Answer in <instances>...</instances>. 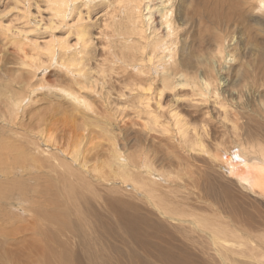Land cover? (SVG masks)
Listing matches in <instances>:
<instances>
[{"label":"bare ground","instance_id":"obj_1","mask_svg":"<svg viewBox=\"0 0 264 264\" xmlns=\"http://www.w3.org/2000/svg\"><path fill=\"white\" fill-rule=\"evenodd\" d=\"M12 1L21 12L18 18L37 19L34 29L48 35L42 43L36 44L37 40L29 38V32L23 26L13 22H0V37L12 58L11 62L8 59L7 62H0V72L7 78L4 88L6 94L0 99V120L3 121L1 127L19 130L16 121L22 105L27 104L33 93L44 89L48 91V97L46 94L41 96L47 100L48 124L38 120L34 126L36 133L20 139L24 146L35 145L38 148L39 151L34 154L28 147L25 148L30 155L26 161L36 164L37 170L24 169L23 176H16L17 170L8 175L0 169V201L4 202L7 196L14 198L11 195H15L18 201L15 212L30 214L34 223L32 228H41L42 226L37 225L39 222L42 225H58V216L49 211H37L36 205L42 201H36V204L34 198L26 194L25 189H17L14 193L15 187L24 182H41L50 177L49 181L40 183L45 185L58 177L60 182L55 190L65 198H70L71 194L63 191L62 181L77 180L87 184L92 182L88 177L76 178L68 174L72 168V159L74 163H78L76 167L90 170L93 179L101 178L100 180L107 181L109 177L118 178L126 170L128 165L119 155L116 137L112 135L113 131L110 132V126H116L113 129L117 130L120 125L124 129L138 128L150 137L153 144L158 138L160 143L166 140L177 150L185 144L203 152L199 141L187 137L179 105H184L186 110H190L198 103L203 104V108H214L221 102L216 96L217 83L211 82L218 78L216 69L220 66L224 47V39L218 34L216 24L217 18L220 19L219 8L215 6L217 4L211 5L209 0H192V6L186 8L187 6L181 5L182 0H102L99 2V8L102 9L96 14L102 16L93 21L92 17H83L81 12H75L77 0H42L43 6L36 5L35 14L30 13L29 7L18 0ZM263 3L258 2L259 7H264ZM182 13H185V21L180 19ZM189 23L197 25L196 49L205 51V42H212L214 46L209 75L203 80L196 77L197 72L189 70L183 64L184 60L177 53L178 35L188 30ZM9 34H12V39ZM20 42L27 44L22 45ZM53 69L62 77V80L57 78L59 83L50 79L45 86L43 78L36 81V78ZM245 77L250 83L257 78L252 77L255 78L252 80L246 74L242 75V80ZM259 77L258 79L261 78ZM206 79L208 81H204ZM62 81L67 84L60 85ZM259 82L262 81L257 83ZM183 90H188L190 95L185 100H179L178 98L185 97ZM51 92H55L56 97H52ZM61 101H65L66 109H62ZM55 103L57 104L54 105ZM29 121V124H26L28 128L32 125V118H29ZM227 121L228 129L234 134L239 145L230 148L219 158L218 155L213 157L218 158L215 162L218 174L222 179L229 180L222 182L228 188L225 190L229 204L228 222L211 215L196 203L195 198H184L183 204L187 209L183 211L172 202H169L170 206L165 205L162 201L164 198L159 195L152 203V208L161 210L164 218L176 226H169L168 228H174L170 232L168 230V234L164 233L165 237L160 238L163 233H158L155 236L157 242L148 241L151 237L147 234L141 235L142 247L149 246L152 251L158 253L156 258L159 264H192L191 259L214 260V257L220 259L222 263L219 264H264V250L249 246L242 239H233V236L241 233L248 240L251 238L258 243V237L263 236L264 230L252 223H242L237 209L238 196L231 190V185H228L231 182L233 186L257 198L255 208L261 210L259 206L262 205L259 203L264 202V145L257 139L244 141L241 138L238 119ZM65 124L71 125L77 135L73 130L71 133L66 127L63 128ZM19 125L21 128L25 127L23 122ZM43 127L47 128L46 131ZM41 133L43 134L40 135ZM243 142H246L245 146ZM102 145H105L106 149ZM144 155L152 157L149 153ZM175 156L177 159V154ZM153 157L155 158V154ZM61 159L65 160V163H61ZM40 161H43L46 173L39 170L37 164ZM51 161L66 170L52 166ZM131 165H141L151 176L156 174L153 165L145 157H141L137 162L131 161ZM110 168L112 170L107 173ZM189 188H194L192 183L188 185V192ZM32 191L37 195V189ZM190 193L192 195L193 191ZM23 196L24 203L28 205L25 210L20 209ZM1 220L3 218L0 216ZM227 224L234 226L229 238L227 233L220 229ZM162 227L156 230L160 232L165 229ZM24 228L30 231L28 226ZM44 235L45 238L50 237L49 234ZM177 237L183 238V241H179ZM23 239L20 236H12L13 241L21 242ZM4 247L6 246L3 245L1 249L4 250ZM208 247L214 250L207 249ZM23 250L25 254L30 251L34 255L40 253L43 257L51 251L50 247H46V252L43 253L33 242L28 246L24 243L19 252ZM234 252L243 260H231L229 255ZM3 259L4 256L0 255V262ZM17 260L19 257L7 261L14 264ZM28 262L36 264L34 261ZM139 263L144 264L142 260Z\"/></svg>","mask_w":264,"mask_h":264},{"label":"rangeland","instance_id":"obj_2","mask_svg":"<svg viewBox=\"0 0 264 264\" xmlns=\"http://www.w3.org/2000/svg\"><path fill=\"white\" fill-rule=\"evenodd\" d=\"M18 1L26 7L28 6L32 14H35L36 5L43 6L42 0ZM209 1L212 3L211 5L217 4L215 6L219 8L220 19L217 18L216 24L218 25V34L224 39L220 66L216 69L218 78L214 82L211 81L217 83L216 96L221 102L214 108L211 106L203 108L204 105L198 103L190 110H186L184 105H179V113L183 116L187 137L190 140L199 141L203 152L185 144L177 150L176 147L169 145L166 140L164 143H160L158 138L153 144L150 137L138 128L124 129L120 125L119 130H117L113 129L116 126H110L109 130L110 132L113 131L112 135L118 137L115 138V141L119 155L128 165L126 170L118 178L109 177L107 181L100 180L101 178L93 179V173L90 170L76 167L75 165L78 163H74L72 159V168L68 174L76 178L88 177L92 182L87 184L77 180L62 181L64 184L63 191L69 192L72 196L70 198H65L55 190L56 185L60 182L58 177L45 185L40 183L49 181L50 177L41 180V182H36L38 186L34 182L28 184L24 182L15 187L14 193L17 192V189H25L26 194L32 196L35 202L42 201L41 204L36 202V210L40 212L49 211L55 214L58 216L59 224L51 226L46 223L42 225L39 222L37 225L42 226L41 228L36 226L32 228L34 223L31 215L23 211L21 214L16 213L18 204L15 199L16 196L11 195L14 198L7 196L4 202L0 201V216L3 218L0 221V255L4 256L0 264H9L11 262L7 260L15 257H19V260L14 264H28V261H34L36 264H140V260L144 264H159V260L156 258L158 253L152 251L149 246L142 247L141 236L147 234L151 237L148 238V241H156L155 236L158 233H163L160 238L165 237L166 234L164 233L168 234L174 228H168L175 224L168 222L161 210L152 208L154 206L152 203L159 198V195L166 201L162 200L165 205L170 206L169 202H172L183 211L187 209L183 204L184 198H195L196 203L203 206L211 215L228 222L229 204L225 197V190L228 188L223 183L229 180L222 179L215 167L216 160L224 152L239 145L234 134L228 129L227 120L238 119L241 138L244 141L249 142L257 139L264 145V74L260 76L264 73V7H259L258 4L264 0ZM76 2L75 12H81L83 17L90 16L94 21L102 16L101 14L96 15L98 10L102 9L99 8V2L102 0H86L85 2L84 0H77ZM192 2V0L180 1L181 5L187 6L186 8L192 6ZM103 3L107 4L106 1ZM18 14L21 12L12 0H0V22L4 24L13 22L16 25H21L29 32V38L37 40L35 41L36 44L42 43V40H45L48 35L42 34L41 30L34 29L37 19L18 18ZM181 15V21H185V13ZM43 16L45 15L43 14ZM48 33L52 34V32ZM197 34V25L189 23L188 30L182 35H178L177 53L184 60L183 64L189 70L197 72L196 77L203 80L209 75L214 46L212 42H205V51L196 49ZM9 37L12 39V34H9ZM3 43L0 37V62H7V59L11 62L10 53L3 46ZM20 44L25 45L27 43L20 42ZM57 72L56 69H53L36 78V81L43 78L46 86L50 79H54L56 82L57 78L62 80ZM246 74L249 77L251 74L252 77H257V80L250 77L252 80L255 79L256 83H254L255 81L250 83L246 77L242 80V75L246 76ZM204 81H208V79ZM258 81H262L259 82L260 85L257 83ZM6 82L7 78L0 72V99L6 94L4 91ZM61 83L62 86L67 84L66 81ZM222 87H225L226 90ZM51 93L52 97H56L55 92ZM182 93L185 97L178 98L179 100H185L190 95L188 90H183ZM43 94L48 97V91L44 89L33 93L31 99L27 100V104L22 105L16 121L19 130L2 128L0 125V146H3V148L0 147V151H2L0 152V164L2 165L0 169H3L8 175L14 170L18 171L16 176H23L22 170L24 169L37 170L36 164L26 161L30 155L25 148L28 147L32 154L39 151L38 148L35 145L24 146L20 139L36 133L34 126L38 120H42L45 125L48 124L49 111L47 100L41 97ZM61 102H63L61 104L62 109H66L65 101ZM69 112L72 113L70 109ZM234 115L235 118H233ZM29 118H32V125L28 128L26 124H29ZM20 122H23L25 127L21 128ZM1 123H3L2 120H0ZM62 127H66L71 133V130L74 131L69 124ZM57 128H59L58 125ZM43 129L46 131L47 128L43 127ZM54 132L57 131L54 130ZM74 133L77 135L75 131ZM243 145L245 146L246 142H243ZM102 147L106 149L105 145ZM4 152L9 154L5 155ZM145 153L151 154L152 157L144 155ZM154 154L155 158L153 157ZM176 154L177 159H175ZM214 155H218V158H214ZM141 157H145L153 165L156 174L151 176L141 165H131V161L137 162ZM60 162L65 163V160L61 159ZM51 164L57 167V163L51 161ZM37 165L41 172L46 173L43 161L38 162ZM57 168L66 170L60 166ZM111 170L112 168L107 173ZM191 183L194 188H189L188 192V185ZM229 183L231 190L238 196L237 209L242 223H252L260 230H264V202L259 203L262 205L259 206L261 210H257L255 208V204L258 203L257 198L251 196L249 192L233 186L231 182ZM3 188L5 189L6 186ZM32 189H37V195ZM191 191H193L192 195ZM24 200L25 196H23V201H20V209L23 210L28 206ZM24 226H28L30 231H27ZM159 227L165 229L159 232L156 230ZM220 229L226 232L229 238L234 226L227 224ZM33 230L35 231L32 232ZM168 230L169 232H167ZM44 233L49 234L51 238H45ZM13 235L24 239L21 242L13 241ZM26 236L27 239H25ZM237 238L242 239L249 246H257L264 250V234L258 237V243L251 238L248 240L241 233L233 236V239ZM178 240L183 241V238H178ZM32 242L36 247L39 246L43 253L46 252V247H50L51 251L45 253V257L41 256L40 253L34 255L30 251L25 254V250L19 252L24 243L28 246ZM3 245L6 246L4 250L1 249ZM207 249L214 250L211 247ZM234 250L236 249L234 248ZM232 254L229 255L231 260H243L239 254L235 252ZM59 259L63 261L61 262ZM192 260L194 264H203L206 261L208 263L205 264L222 263L217 257H214V260L195 258L190 261L192 262Z\"/></svg>","mask_w":264,"mask_h":264}]
</instances>
